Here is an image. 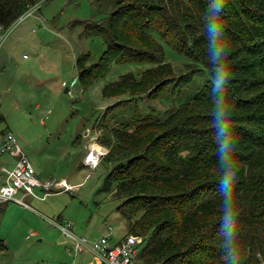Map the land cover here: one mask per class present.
<instances>
[{
  "label": "trees",
  "instance_id": "obj_1",
  "mask_svg": "<svg viewBox=\"0 0 264 264\" xmlns=\"http://www.w3.org/2000/svg\"><path fill=\"white\" fill-rule=\"evenodd\" d=\"M45 1L0 0V27L8 28L30 6ZM212 2L105 0L111 10L102 20L70 24L81 27V36H100L105 45L98 61L90 51L76 55L85 89L114 63L156 64L140 78L127 72L108 82L102 88L105 98L129 96L121 99L127 103L143 95L175 94L203 69L210 76L218 66L229 72L220 95L232 116L225 119L233 167L239 168L233 194L238 215L229 220L230 237L218 223L224 218V195L217 184L212 84L163 118L136 111L98 126L96 141L108 148L101 161L111 166L105 188L122 200L117 209L130 223L128 232L145 240L137 264H233V258L237 264H264V0H223L225 7L215 16L207 9ZM212 24L221 29L217 45L225 53L216 63ZM162 44L191 60L187 73L171 78Z\"/></svg>",
  "mask_w": 264,
  "mask_h": 264
},
{
  "label": "rangeland",
  "instance_id": "obj_2",
  "mask_svg": "<svg viewBox=\"0 0 264 264\" xmlns=\"http://www.w3.org/2000/svg\"><path fill=\"white\" fill-rule=\"evenodd\" d=\"M38 9L22 23L19 40L13 35L16 26L0 48V131L6 129L17 137L40 181L65 178L73 189L54 191L45 200L28 195L24 201L30 207L13 201L0 204V264H88L92 254L76 253L72 239L50 226L48 218L70 222L78 236L88 239L109 234L113 245L128 233L130 223L117 209L122 200L105 188L111 166L101 161L108 148L96 141L101 137L99 124L114 115L119 114L115 119L120 120L136 111L163 118L203 85L211 84V76L203 69L175 94L143 95L126 103L121 99L131 97L105 98L103 86L127 72L140 78L146 68L156 64L114 63L89 88L78 78L72 91L65 92L62 81L78 77L76 55L90 51L95 62L105 49L100 36H81V27L70 24L102 20L111 9L105 0H46ZM36 15L39 18L34 19ZM162 45L165 61L173 67L171 78H179L191 60ZM89 153L92 160L99 158L95 167L85 162ZM35 192L41 195L44 191L35 187ZM144 245L138 249L137 262Z\"/></svg>",
  "mask_w": 264,
  "mask_h": 264
},
{
  "label": "built area",
  "instance_id": "obj_3",
  "mask_svg": "<svg viewBox=\"0 0 264 264\" xmlns=\"http://www.w3.org/2000/svg\"><path fill=\"white\" fill-rule=\"evenodd\" d=\"M41 3L28 8L22 13L16 21L8 28L0 27V48L5 42L10 32L18 26L26 18L33 16L38 11ZM25 57V56H24ZM78 77H74L71 81H62L61 85L68 89L70 93L72 88L77 85ZM14 156L12 165H0V204H6L10 201L22 204L24 207H30L24 198L32 195L39 199L45 200L54 191H67L72 190L73 185L70 184L65 178L52 179L47 181H40L36 176L35 167L29 160L28 156L23 152L17 137L11 131L0 133V157ZM99 158H97L98 160ZM97 160L85 157V162L92 167L97 165ZM35 187H40L44 191L39 195L35 192ZM55 189V190H54ZM23 191L21 196L18 194ZM50 226H55L62 230L64 234L69 236L73 241V248L76 253L89 252L92 254L94 264H137L136 255L139 247L144 243L143 235L135 233H127L116 243L111 244L109 234H104L101 237L88 239L85 236H78L71 228V223H59L53 219H49ZM31 234H35L34 231ZM77 255V254H76Z\"/></svg>",
  "mask_w": 264,
  "mask_h": 264
},
{
  "label": "clouds",
  "instance_id": "obj_4",
  "mask_svg": "<svg viewBox=\"0 0 264 264\" xmlns=\"http://www.w3.org/2000/svg\"><path fill=\"white\" fill-rule=\"evenodd\" d=\"M223 0H213L212 3L207 5L208 12L213 16L218 15L224 9ZM211 37V59L216 63L223 59L225 53L224 48L217 45V39L220 37L221 29L212 24L209 28ZM211 84L213 95V109L211 112V127L214 129V142L218 144L217 172L219 179L217 181L218 191L224 195L223 209L224 218L218 221L219 226L225 229V235L231 236V225L229 220L238 215L235 212L234 203V184L237 181V172L239 168L233 167L231 159L232 150V132L231 126L226 122L225 118L231 119L230 112L225 107V99L223 93L225 84L228 82L229 72L225 71L222 67H217L215 71H211ZM233 264H237L236 259L233 258Z\"/></svg>",
  "mask_w": 264,
  "mask_h": 264
},
{
  "label": "crops",
  "instance_id": "obj_5",
  "mask_svg": "<svg viewBox=\"0 0 264 264\" xmlns=\"http://www.w3.org/2000/svg\"><path fill=\"white\" fill-rule=\"evenodd\" d=\"M37 17H35L34 19H36V18H39V15H36ZM31 17V16H30ZM30 17H28V18H26L24 21H22L17 27H16V30H15V32H13V35H15V38L17 37L18 38V40H19V32H21V30L24 28L23 26L24 25H22V23L23 22H25L27 19H29ZM7 39V38H6ZM6 41V40H5ZM23 56H25L24 58H27L26 57V55H23ZM111 98V97H110ZM113 98H115V97H113ZM95 129V128H94ZM100 130V129H99ZM96 155V154H95ZM7 158H9V157H7V156H3V157H0V165L1 164H9V165H12L13 164V162H14V160H11L10 158V160H8ZM95 159H97V158H95ZM9 207V206H8ZM88 264H94V261L93 260H90L89 262H88Z\"/></svg>",
  "mask_w": 264,
  "mask_h": 264
},
{
  "label": "water",
  "instance_id": "obj_6",
  "mask_svg": "<svg viewBox=\"0 0 264 264\" xmlns=\"http://www.w3.org/2000/svg\"><path fill=\"white\" fill-rule=\"evenodd\" d=\"M65 92H68V89L67 88H65V90H64Z\"/></svg>",
  "mask_w": 264,
  "mask_h": 264
}]
</instances>
